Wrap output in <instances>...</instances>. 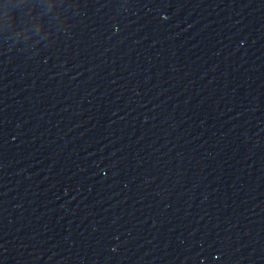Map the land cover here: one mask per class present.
Returning <instances> with one entry per match:
<instances>
[{
    "label": "water",
    "instance_id": "water-1",
    "mask_svg": "<svg viewBox=\"0 0 264 264\" xmlns=\"http://www.w3.org/2000/svg\"><path fill=\"white\" fill-rule=\"evenodd\" d=\"M0 264H264V0H0Z\"/></svg>",
    "mask_w": 264,
    "mask_h": 264
}]
</instances>
